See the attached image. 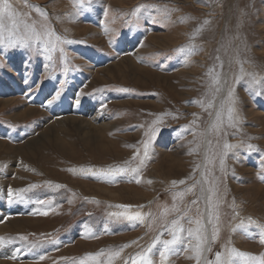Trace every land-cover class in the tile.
<instances>
[{
    "label": "rangeland",
    "instance_id": "rangeland-1",
    "mask_svg": "<svg viewBox=\"0 0 264 264\" xmlns=\"http://www.w3.org/2000/svg\"><path fill=\"white\" fill-rule=\"evenodd\" d=\"M11 2L31 19L38 16L28 5L40 6L54 30L74 43L64 45L67 75L62 73L64 65L57 53L52 79L47 78L49 72L43 67L42 55L0 48V144L6 145L0 146V227L7 221L29 219L28 225L19 222L21 226L16 225L19 228L15 232L0 233V237L8 241L23 234L30 241H60L58 248L47 245L38 251L23 249L19 253V243L0 244V264H63L61 257L78 258L123 245H132L124 249L123 257L134 255L162 231L158 219L161 207L171 206L173 193L185 191L194 183L195 165L204 162L206 154L211 157L213 152H219L214 137H210L213 145L209 148L205 137L193 135V131L208 128L210 117L191 103L205 93V73L215 63L214 58L221 56L222 71L231 76L238 72L239 65L233 62L230 66L229 60L239 52L242 60L249 61L243 65L245 71L264 77V0H85L79 8L74 6V0ZM139 5L154 8L151 15L144 12L137 25L129 14ZM153 17L159 22L151 23ZM129 19L137 26L126 23ZM206 19L211 21L208 28L191 41L202 46L203 51L193 55L185 66L183 56L174 50L187 45L190 34ZM10 78L12 87L4 88ZM59 81H66L62 95L49 105L48 100L60 87ZM120 87L132 91H115ZM245 87L243 82L236 86L240 122L238 129H228L227 136L229 143L239 147L225 158L224 173L220 172L218 160L213 169L224 194L222 231L213 245V254L229 240L241 251L264 253L254 226L250 238L237 227L241 221L246 224L248 218L264 225V94L250 95ZM77 96L79 105L75 103ZM161 115V130L150 149L151 159L141 172L140 183L124 177L109 183L69 171L107 168L129 160L136 148L142 147L149 124ZM70 119L79 122L72 125ZM194 119L197 123L181 137L183 126ZM197 144V151L189 154ZM249 144L254 146L252 150L247 148ZM200 171L195 174L196 180L200 179ZM174 180H186V184L173 188ZM46 182L66 188L53 192ZM31 183L41 187L26 193L23 201L14 196L9 203V186L20 189ZM52 197L55 199L51 207L35 203ZM197 198L198 205H192ZM233 201L239 212L235 218L229 207ZM120 204L132 205L133 210L144 206L142 211L153 213L157 219L136 224L137 229L132 231L129 228L133 225L126 221H109L107 213L122 211L114 207ZM180 206L191 207L192 216L198 214L197 207L204 212V193L199 186L185 193ZM43 211L48 214H38ZM85 223L92 226L98 238H82ZM232 228L237 230L233 232ZM169 238L167 234L162 236ZM39 255L46 258L39 261ZM189 255L181 252L171 256L168 264H194L187 258ZM153 258L158 264V254ZM115 264L123 262L117 260Z\"/></svg>",
    "mask_w": 264,
    "mask_h": 264
},
{
    "label": "snow or ice",
    "instance_id": "snow-or-ice-1",
    "mask_svg": "<svg viewBox=\"0 0 264 264\" xmlns=\"http://www.w3.org/2000/svg\"><path fill=\"white\" fill-rule=\"evenodd\" d=\"M23 3L28 4V0H22ZM88 3L91 0H87ZM85 0H74V6L77 8L83 6ZM34 8L38 19H31L27 13H20L13 6L11 0H0V48L7 50H23L29 55L37 56L42 55L45 63L44 69L49 72L47 78L52 79L53 73L56 69V54H59V60L63 63L62 73L66 76L69 71L67 63V54L64 45L74 43L72 40H68L66 37L58 34L48 17V14L41 9L38 5H28ZM154 6L152 5H139L129 15L139 23L141 15L144 12L152 14ZM166 18H170L166 17ZM114 22V21H113ZM154 17L151 23H158ZM183 22V19H182ZM129 25L132 24V19L126 21ZM210 20H204L197 26L190 34L189 43L181 46L174 51L183 56V63L188 66L191 62V57L203 51L202 46L195 45L193 41L198 35L205 31L210 25ZM104 31L107 33L109 30L105 27ZM112 43V41H110ZM231 41H229V44ZM39 45V47L37 46ZM223 47V45H222ZM220 52V49H217ZM215 63L208 68L205 73L207 80L206 91L200 99L191 101L201 107L210 117L209 126L207 129L196 132L193 131L194 136L205 137V144L211 148L213 145L214 137L216 141V148L219 152H213L212 156L205 155L204 162L196 164L193 168L192 178L194 183L186 187L185 191L175 192L172 195L173 203L171 206L164 205L161 207V211L158 219L160 220V228L162 231L156 235L151 242L142 247L140 251L134 255H130L125 258L122 253L125 248L132 245H123L118 249L107 248L100 249L94 253H85L80 257H61L60 260L63 264H115L117 260L123 262V264H157L154 260V256L158 254V264H168L169 258L181 254V252H189L187 258L194 261V264H264V253L252 254L246 251H241L231 245L229 240L222 245V250L216 251L213 254V245L219 240L222 231V211L221 207L224 203V194L220 191V180L215 177L213 169L216 162H219V169L221 173L225 172V158L228 157L233 149L239 147L237 144H232L227 141L228 129H238L239 113L237 109L238 98L236 96V86L242 82L246 85L245 90L250 95H262L264 94V77H259L257 73L246 72L243 65L249 63V61L242 60L237 52L234 58L229 60V65L234 62L239 65L238 72L233 73L231 76L222 71L224 62L221 56L218 54L215 58ZM247 77V79H246ZM60 87L55 90L54 94L48 100V104L51 105L55 101L59 100L64 90V84L66 81H59ZM98 91H103L102 89ZM115 91L120 93H129L132 90L124 87L116 88ZM75 103L79 105L80 98L76 97ZM189 103V102H186ZM103 107V106H102ZM170 115V114H165ZM194 117H197L196 113H193ZM173 118H177L173 116ZM164 116H157L144 132L145 139L141 142L142 147L136 148L133 156L124 161L122 164L109 166L107 168H93V167H80L69 169L72 173H79L85 177L98 178L109 183L117 182L119 178H127L129 182L140 183L141 172L146 165V162L151 159L150 149L155 141L157 134L160 132V127L163 123ZM197 120L194 119L189 125L183 126L180 136L183 132L190 129L192 125L196 124ZM143 127V125H141ZM221 141H223L221 143ZM253 145H247L249 150L253 149ZM199 145L196 148L190 149L189 154L197 151ZM211 166V167H210ZM200 171V179H195V174ZM264 179V176L261 177ZM152 183L151 180L147 181ZM186 184V180L172 181L173 188L177 185ZM47 188L53 192H59V190L66 188L65 185L51 182H46ZM199 186L200 191L204 193L205 208L204 212L200 213L197 207V215L192 216L191 207H181L185 193H192ZM41 185L31 183L24 188L13 189L9 186L7 191V197L9 203L13 202V197L17 200L23 201L25 194L32 192L34 189L40 188ZM75 196V193H72ZM55 197L48 199H37L35 203L38 205H47L51 207L53 205ZM87 199V198H85ZM72 198H68V203H72ZM91 202L99 204V201L92 200ZM199 198L194 199L191 204L198 205ZM109 207H112L111 205ZM114 207L122 209V211L108 212L107 216L109 221L120 222L126 221L131 225L144 224L147 220L156 221L157 217L151 212L142 211L144 206H138V210H133L132 205H115ZM233 210V218L239 216V212L236 211L235 201L229 205ZM36 214V213H34ZM38 214L47 215V211L39 212ZM91 215V214H89ZM172 216V219H168ZM185 224L189 225L185 227ZM258 230V239L261 245H264V225L258 223L252 218H248V222L245 224L241 221L237 227L242 230L246 237H252L253 233L250 231L252 227ZM107 227V226H106ZM151 228V224H149ZM233 232L237 229L232 228ZM167 234L169 239H162V236ZM82 238L92 239L98 238L96 232L88 223L83 224V231L81 233ZM19 243L22 248H17L19 253L23 249H27L29 252L38 251L39 249L46 248L47 245H52L58 248L60 241L57 239L36 240L30 241L27 235L19 234L17 237L10 238L5 241L4 237H0V244L4 243ZM138 241H133L132 244H137ZM15 259L16 257H12ZM46 258L45 255H39L38 260L43 261Z\"/></svg>",
    "mask_w": 264,
    "mask_h": 264
},
{
    "label": "bare ground",
    "instance_id": "bare-ground-1",
    "mask_svg": "<svg viewBox=\"0 0 264 264\" xmlns=\"http://www.w3.org/2000/svg\"><path fill=\"white\" fill-rule=\"evenodd\" d=\"M168 40V39H167ZM165 40V41H167ZM128 75V74H127ZM139 76V75H138ZM65 118V117H64ZM66 119V118H65ZM70 124L74 125V124H77V122H79L78 120L76 119H70L68 121ZM67 123V122H65ZM58 125H63V123H60ZM88 125V124H87ZM61 127V126H60ZM48 130V129H47ZM46 131V130H45ZM47 133V132H46ZM93 134V133H92ZM91 134V135H92ZM45 135V134H44ZM90 135V133H89ZM52 141V139H50ZM58 145V144H57ZM0 146H6V145H3V144H0ZM59 147V146H58ZM57 147V148H58ZM63 147L65 148V145H63ZM61 148V147H60ZM20 175V174H18ZM21 176V175H20ZM2 185V184H1ZM19 222L22 224V226H26L28 225V222H29V219H20L18 220V222L15 223L14 220H11V221H7L3 226L0 227V233H10V232H15L17 229H16V225H20ZM21 226V225H20ZM30 227V225L28 226V228ZM26 228V227H25ZM237 239V238H236ZM23 253V252H22ZM19 255V254H18ZM9 256V255H8ZM13 257V256H12ZM10 258V256H9ZM10 262H2L1 264H9Z\"/></svg>",
    "mask_w": 264,
    "mask_h": 264
},
{
    "label": "trees",
    "instance_id": "trees-1",
    "mask_svg": "<svg viewBox=\"0 0 264 264\" xmlns=\"http://www.w3.org/2000/svg\"><path fill=\"white\" fill-rule=\"evenodd\" d=\"M13 81L12 78H10L9 80L5 81L3 84V87H12Z\"/></svg>",
    "mask_w": 264,
    "mask_h": 264
},
{
    "label": "flooded vegetation",
    "instance_id": "flooded-vegetation-1",
    "mask_svg": "<svg viewBox=\"0 0 264 264\" xmlns=\"http://www.w3.org/2000/svg\"><path fill=\"white\" fill-rule=\"evenodd\" d=\"M129 229H131L132 231H134V230H136L137 229V226H132L131 228H129Z\"/></svg>",
    "mask_w": 264,
    "mask_h": 264
}]
</instances>
